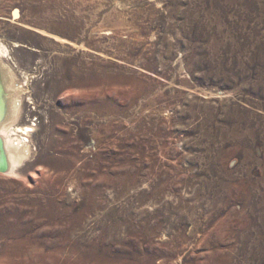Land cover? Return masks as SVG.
I'll use <instances>...</instances> for the list:
<instances>
[{
  "label": "rangeland",
  "instance_id": "obj_1",
  "mask_svg": "<svg viewBox=\"0 0 264 264\" xmlns=\"http://www.w3.org/2000/svg\"><path fill=\"white\" fill-rule=\"evenodd\" d=\"M0 86V264H264V0H0Z\"/></svg>",
  "mask_w": 264,
  "mask_h": 264
},
{
  "label": "bare ground",
  "instance_id": "obj_2",
  "mask_svg": "<svg viewBox=\"0 0 264 264\" xmlns=\"http://www.w3.org/2000/svg\"><path fill=\"white\" fill-rule=\"evenodd\" d=\"M2 52V51H1ZM5 52V51H3ZM3 80V79H1ZM2 83V82H1ZM4 86V85H3ZM8 93V92H7ZM8 95V94H7ZM7 98V97H6ZM5 97H4V94L2 93V90H1V86H0V122H1V119L2 117L4 116V112H5ZM7 108V107H6ZM8 111V110H7ZM18 111V110H17ZM8 113V112H7ZM14 113V112H13ZM12 113V114H13ZM13 116V115H12ZM7 118V117H6ZM5 118V119H6ZM7 121V120H6ZM5 123V122H4ZM5 127V124H1L0 123V133H3L4 134V138L6 141H4V145L7 144V146H11L10 148H12L10 150L11 152V157H10V160H12V169L9 170V171H13V169H15V167H17L19 164H20V158H21V147H22V143L25 142L26 140V137L25 136V130H22V129H17V131L15 130L16 128H12L10 130H6L4 129ZM18 132V133H17ZM11 133V134H10ZM20 133V134H19ZM2 134V135H3ZM2 135L0 136L2 138ZM24 138V139H23ZM7 142V143H6ZM27 143V142H25ZM5 150H6V147H5ZM4 150V147H2V144L0 143V165H1V169H5V160H4V152H6ZM8 152V151H7ZM6 154V153H5ZM10 154V153H9ZM6 156V155H5ZM8 156V155H7ZM8 159V158H7ZM22 159V158H21ZM11 165V164H10ZM9 169V168H8ZM8 171V170H7ZM6 173V172H5ZM9 173V172H8Z\"/></svg>",
  "mask_w": 264,
  "mask_h": 264
}]
</instances>
